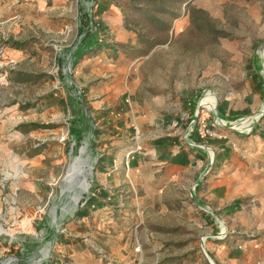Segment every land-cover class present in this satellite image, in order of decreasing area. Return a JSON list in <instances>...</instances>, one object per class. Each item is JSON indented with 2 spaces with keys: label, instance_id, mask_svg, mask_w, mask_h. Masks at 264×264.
I'll list each match as a JSON object with an SVG mask.
<instances>
[{
  "label": "rangeland",
  "instance_id": "374dc122",
  "mask_svg": "<svg viewBox=\"0 0 264 264\" xmlns=\"http://www.w3.org/2000/svg\"><path fill=\"white\" fill-rule=\"evenodd\" d=\"M155 4L148 5L150 14L169 27L149 22L143 12L129 13L137 23L134 31L143 34L130 45V60L145 56L130 66L126 84L138 99L147 100L144 110L175 111L182 102L189 106L178 138L200 154L203 169L164 185L161 173L153 172L151 153L140 176L113 162L104 170L112 207L100 211L91 198L102 191L97 175L105 153L119 158L145 146L153 152L166 138L148 135L139 147L112 127L120 122L123 73L109 81L110 103L101 111L86 100L77 65L98 33L96 0H0V227L6 232L0 234V264H25L24 252L37 248L54 208L62 211L59 224L49 254L37 264H211L204 248L213 264H264V242L260 249L244 245L248 238L264 240V228L231 234L220 213L199 199L211 168L225 160L217 150L222 131L250 136L264 121V81L262 113L251 112L252 83H247L254 66L264 79V0H189L182 9L175 1L163 12L153 11ZM12 42L24 46L16 48ZM206 96L210 107L201 102ZM224 97L231 98L232 118L220 116ZM98 112L106 114L105 124ZM85 151L97 162L88 175L86 194L75 206L83 193L75 203L62 201L60 188ZM260 191L264 195V186ZM249 201L260 208L258 200ZM85 208L91 209L90 215ZM245 217L248 223L249 215ZM227 241L237 245L236 260L228 261L221 248Z\"/></svg>",
  "mask_w": 264,
  "mask_h": 264
},
{
  "label": "crops",
  "instance_id": "0c3cea01",
  "mask_svg": "<svg viewBox=\"0 0 264 264\" xmlns=\"http://www.w3.org/2000/svg\"><path fill=\"white\" fill-rule=\"evenodd\" d=\"M142 1L146 3L141 2V0H96L95 26L98 33L94 38L95 47L81 55L77 65V79L79 78L80 84L85 87L86 100L91 103V107L95 111H101L106 101L108 104L110 103L106 98L108 97L111 78L113 77L115 80L117 73H123V82L126 84L130 66L134 61L145 56H134L133 60H130L131 57L128 54V52L130 53V45H135L139 41V34H143L139 30L134 31L133 24L137 25V23L133 18H130L129 13L141 15L143 12V16L149 22L151 20L152 22L161 21L163 26L169 27L170 24L166 20H162L160 16L145 14V12L151 11L148 5L151 6L155 2L154 10L168 11L169 8L174 7L173 2L175 1H180V9L189 2V0ZM180 18L181 14L177 16L176 20H180ZM111 66L113 68H110ZM107 71H112V73H105ZM248 75L249 81L247 83H252L249 107L252 113L255 110L259 113L263 102L262 82L264 79L259 71V66L252 67ZM136 92V90L129 89L128 84L125 85V97L123 94L122 99L120 98L117 103L119 110L117 117L120 119L118 125L121 127L115 125L112 127L117 128L124 140L134 139V144L139 147L145 145L148 135L157 138L165 136L166 140L158 141L153 152L145 146V150L129 153V155L123 152L119 158H113L105 153V156L100 159V171L102 173L97 175V186H100L102 191L98 195L94 194L95 196L91 198V205L95 206L96 204L100 211L112 207L111 202H108L111 197L107 198L109 192L106 190L107 187L104 182L107 179L104 170L113 162L121 163L123 166L126 164L129 173L134 170V173L140 176L144 159L147 157V153H151L154 161L151 164L155 165L153 172L161 173L158 178L165 181L163 182L164 185L171 180L182 182V174L187 171L199 175L200 170L203 169L202 164H200V154L186 147L178 138L182 133L184 126L182 122L185 116L189 118L190 108L187 109L189 106L182 102L175 111L169 109H161L157 112L147 111L144 110L148 104L147 100L138 99ZM229 99L231 98L224 97L222 99V104L226 107L221 108V115H219L225 119L233 116L231 114L234 109L232 110V102ZM157 103L159 105V102ZM98 114L101 117L100 122L105 124L108 119L105 117L106 114L104 112H98ZM108 124L111 125V122ZM106 127L102 125L100 129L105 130ZM222 136L224 140L221 141L222 144L217 147V150L220 152V156H225V160L219 162V159L215 167L211 168L206 186L203 187L199 199L207 202L220 213L221 218L225 219L224 223L222 222L223 225L229 224L228 230L231 234H247L255 229L262 230L264 228V195L261 194L260 188L264 186V121L256 126L250 136L231 129H224ZM24 186L28 188L29 183H24ZM251 198L258 200V203L261 204L260 208L250 205L249 200ZM83 212L86 216L90 215L91 209L85 208ZM247 214L249 215L248 223L243 222ZM240 219H242L241 222ZM215 223L217 222H213V225H216ZM215 227L218 228L219 226L216 225ZM263 242V238H248L244 243L245 249H260ZM221 248L229 255L228 261L238 258L237 245H234V242L229 243L227 241ZM223 262L227 261L224 260Z\"/></svg>",
  "mask_w": 264,
  "mask_h": 264
},
{
  "label": "bare ground",
  "instance_id": "6f19581e",
  "mask_svg": "<svg viewBox=\"0 0 264 264\" xmlns=\"http://www.w3.org/2000/svg\"><path fill=\"white\" fill-rule=\"evenodd\" d=\"M201 102L202 104L208 105L209 107L212 105L210 104L209 96L203 98ZM96 162L97 161H93L91 159V156L87 151L81 153L79 157H76L73 168L68 173L67 177L65 178L64 182L61 185V190L59 195L62 201L65 199H69L73 203H75L76 198L80 196L85 190L88 184V175L91 174V170L94 167V164H96ZM60 211L61 210L58 211L56 208L52 209L48 221L44 224V227L41 229L42 237L40 239H37L36 241L37 248L34 251H29L28 254L27 252H24L26 259L25 264H29V263L37 264L39 260L45 258L49 254L51 248L50 242L59 224L58 220L56 221L55 216L59 217ZM68 216H70V213L68 214ZM0 234H6L4 229L1 227H0ZM20 263L24 264V262L22 261L15 264H20ZM5 264H14V263L7 262Z\"/></svg>",
  "mask_w": 264,
  "mask_h": 264
},
{
  "label": "trees",
  "instance_id": "16d2710c",
  "mask_svg": "<svg viewBox=\"0 0 264 264\" xmlns=\"http://www.w3.org/2000/svg\"><path fill=\"white\" fill-rule=\"evenodd\" d=\"M156 10H157V9H156ZM156 10H154V11H156ZM160 11H165V10H160ZM150 12H151V11L145 12V14H146V15H151ZM148 13H149V14H148ZM175 16L177 17L178 15H175ZM93 41H94V43L96 42L95 40H93ZM93 41L90 42V43H88V45L86 46V47H87L86 50L83 51V52H81V55H83L84 53H86V52L91 51V50L94 49L95 44L93 43ZM12 46H13V47H16V48H22V47L24 46V44H23L22 42H12ZM31 126H32V128L42 127V126L39 125V124H31Z\"/></svg>",
  "mask_w": 264,
  "mask_h": 264
},
{
  "label": "water",
  "instance_id": "95a60500",
  "mask_svg": "<svg viewBox=\"0 0 264 264\" xmlns=\"http://www.w3.org/2000/svg\"><path fill=\"white\" fill-rule=\"evenodd\" d=\"M69 73H70V71H69ZM259 113H262V112H259ZM235 127V126H234ZM233 127V128H234ZM63 183V182H62ZM60 190H61V188H60ZM84 194H86V192H83V194L81 195V197H80V199L75 203V206H78L79 205V203H80V200L83 198V195ZM55 218H56V221L58 220V216H55ZM204 252H205V254H206V256L208 257V259L210 260V262H211V264H213V262H214V260L210 257V255L207 253V251H206V249L204 248ZM215 263V262H214Z\"/></svg>",
  "mask_w": 264,
  "mask_h": 264
},
{
  "label": "built area",
  "instance_id": "2783aa9c",
  "mask_svg": "<svg viewBox=\"0 0 264 264\" xmlns=\"http://www.w3.org/2000/svg\"><path fill=\"white\" fill-rule=\"evenodd\" d=\"M203 136H204V134H203Z\"/></svg>",
  "mask_w": 264,
  "mask_h": 264
}]
</instances>
